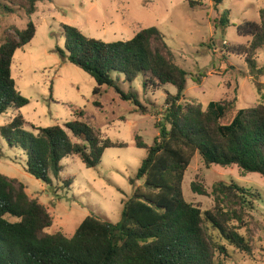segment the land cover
I'll use <instances>...</instances> for the list:
<instances>
[{
	"label": "trees",
	"instance_id": "obj_1",
	"mask_svg": "<svg viewBox=\"0 0 264 264\" xmlns=\"http://www.w3.org/2000/svg\"><path fill=\"white\" fill-rule=\"evenodd\" d=\"M6 1L32 15L43 0ZM190 3L195 7L193 1ZM212 3L218 7L223 0ZM214 23L226 30L231 25L229 10ZM63 29L65 50L59 51L96 80L95 93H101L103 86L114 87L142 113L161 115L156 121L159 134L153 145L141 135L135 137L136 146L146 149L147 155L136 176L130 178L134 193L125 201L122 219L112 223L99 215H88L72 236L62 231L49 233L54 221L51 211L32 198L24 184L0 171V264H223L220 257H228L229 250L215 232L253 255L251 240L239 230L249 228L260 194L236 182L220 181L213 187L214 207L202 211L186 200L183 181L196 154L207 168L237 165L243 175L255 172L264 177V103L239 108L226 122L236 100L212 101L206 109L195 100H183L189 73L175 63L165 34L156 26L117 41L89 37L69 24H63ZM14 31L0 43V115L9 109L20 111L30 102L17 88L12 64L16 51L35 38L37 27L30 21L25 29ZM238 33L251 37L244 53L251 74L258 79L264 75V67H258L254 55L264 47V9L260 22H244ZM119 75L130 83L142 75L145 89H160L170 83L177 93L167 95L164 112L153 113L136 92L121 90ZM77 114L64 125L34 127L35 134L25 129L27 121L19 112L0 126V134L10 147L24 152L30 174L52 183L51 176L60 179L65 158L78 154L91 168L101 162L107 148L126 145L103 139L81 118V111ZM69 131L84 143L74 142ZM138 180H143V185H136ZM72 183V179L64 181L68 187ZM193 189L205 193L196 183Z\"/></svg>",
	"mask_w": 264,
	"mask_h": 264
},
{
	"label": "rangeland",
	"instance_id": "obj_2",
	"mask_svg": "<svg viewBox=\"0 0 264 264\" xmlns=\"http://www.w3.org/2000/svg\"><path fill=\"white\" fill-rule=\"evenodd\" d=\"M37 6L34 14L27 15L24 9L0 0V43L6 34L15 33L14 28L25 29L30 21L37 27L35 38L16 51L12 64L17 88L30 101L20 110L27 121L25 129L36 134L34 127H50L57 122L64 125L81 111V118L103 139L126 144L107 148L101 162L91 168L78 154L67 157L62 161L60 179L51 176L52 183H46L26 170L24 152L10 147L0 134V171L24 184L28 194L51 211L54 221L47 229L49 233L62 231L72 236L91 214L112 223L122 219L125 201L134 193L130 178L136 176L147 155L146 149L136 146L135 137L141 135L153 145L159 134L156 121L162 117L142 113L132 101L122 99L114 87L103 86L101 93H95L96 80L59 51L65 50L66 44L63 24L104 41L128 40L141 29L156 26L165 34L175 63L189 73L183 100L200 102L205 109L212 101L236 100L226 122L239 108L264 103V75L256 79L251 74L244 53L251 37L238 33L240 24L260 22L264 0H223L218 7L212 0H43ZM225 10L230 12L231 25L223 30L215 26L214 20ZM254 59L258 67H264V47ZM119 76L121 90L136 92L144 107L153 113L164 112L167 95L177 93L176 86L170 83L160 89H145L142 75L133 83ZM14 113L9 109L0 115V126L10 122ZM69 134L74 142L84 143L70 131ZM68 179L73 180L69 187L64 184ZM220 181L236 182L260 194L249 228L239 230L251 240L253 255L235 248L215 232L229 250L228 257H220L221 261L264 264V177L255 172L243 175L237 165L207 168L196 154L183 181L186 200L202 211L213 208V187ZM143 182L138 180L136 185ZM194 183L205 193L195 191Z\"/></svg>",
	"mask_w": 264,
	"mask_h": 264
},
{
	"label": "crops",
	"instance_id": "obj_3",
	"mask_svg": "<svg viewBox=\"0 0 264 264\" xmlns=\"http://www.w3.org/2000/svg\"><path fill=\"white\" fill-rule=\"evenodd\" d=\"M15 111V113H14V116L16 115V114H18L19 112H21V111H16V110H14ZM13 116V117H14ZM12 120V119H11ZM58 123V122H57ZM12 178V177H11ZM27 191V190H26ZM28 193V192H27ZM33 198V197H32ZM39 200V199H38Z\"/></svg>",
	"mask_w": 264,
	"mask_h": 264
}]
</instances>
